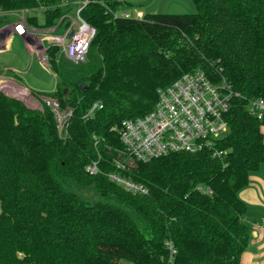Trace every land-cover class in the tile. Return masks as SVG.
<instances>
[{"label":"trees","instance_id":"trees-1","mask_svg":"<svg viewBox=\"0 0 264 264\" xmlns=\"http://www.w3.org/2000/svg\"><path fill=\"white\" fill-rule=\"evenodd\" d=\"M84 1L80 16L95 28L85 59L67 63L49 45L55 88L33 92L72 109L66 132L46 105L0 90V264H239L252 232L239 191L264 165V119L246 109L264 98V0H193V12L141 17L113 16L128 0ZM59 2L0 0V9L39 7L42 21L30 13L27 25L52 27L68 12ZM11 19L1 15L0 26ZM195 69L234 93L215 143L222 154L130 157L121 120L150 111L159 88ZM95 101L102 106L86 115ZM92 161L95 174L85 170ZM108 172L147 192L126 191ZM69 180L101 199L79 198Z\"/></svg>","mask_w":264,"mask_h":264},{"label":"built area","instance_id":"built-area-1","mask_svg":"<svg viewBox=\"0 0 264 264\" xmlns=\"http://www.w3.org/2000/svg\"><path fill=\"white\" fill-rule=\"evenodd\" d=\"M83 3L84 0L81 4ZM80 8L79 6L76 10V16L69 12L63 13L56 25L42 28L27 25L24 18L26 9H20L23 16L13 19L11 33L24 34L28 52L36 54L42 65L48 64L49 45L57 46L59 53L67 60L73 63L81 62L86 57L95 28L80 16ZM1 14H4V11L0 10V16ZM117 15L132 16V11L123 9L113 14L114 17ZM14 86L23 87L27 93L15 91ZM0 90L8 96L23 98L24 104L28 107L42 109L43 105H46L55 117L58 131L66 132L67 120L72 109L61 107L55 97L37 95L3 73L0 74ZM233 95L231 88L223 80L212 82L200 69L186 72L166 87L158 89L157 100L150 111L141 116L122 119L117 129L119 139L127 154L140 161L179 151H210L213 155H220L222 151L216 149L215 143L227 131L224 114ZM24 96H27L28 100H25ZM101 106V102H93L86 115ZM246 109L258 120H263L264 98L248 99ZM116 166L123 167V163ZM85 170L89 174L99 172L97 161L87 164ZM107 175L111 181L128 192L133 194L147 192V187L143 183L133 181L117 172H108ZM196 189L201 192L210 191L208 187L204 188L201 185Z\"/></svg>","mask_w":264,"mask_h":264},{"label":"rangeland","instance_id":"rangeland-1","mask_svg":"<svg viewBox=\"0 0 264 264\" xmlns=\"http://www.w3.org/2000/svg\"><path fill=\"white\" fill-rule=\"evenodd\" d=\"M59 1L61 2L62 7L64 9H68V12L72 16H76V10L82 2V0ZM128 2L132 4V7L127 9H130V11H132L133 17H139L137 14H140L142 16L144 12L186 13L193 12L196 9L193 0H128ZM38 8L29 9V11L25 10L26 14L24 13V18H26L30 13H33L37 16L38 21L41 22L43 14L41 10H38ZM20 9L21 8L6 12L4 11V14L1 15L12 16L14 19L19 18L23 16V14L20 12ZM34 27L42 28L36 26ZM19 42L20 43H18L16 38H14L11 42L10 49L0 52V71H4L6 75L16 74L15 81H18L20 84L22 83L21 85H23L27 90L29 89L31 92H35L37 90L52 91L56 85V78L49 68V63L46 66L42 65L35 56H29L24 46H22L21 41ZM65 61L67 63L71 62L66 58ZM12 67H15L17 69L16 72L12 70ZM14 87L15 90L21 91L19 92L21 94L27 93V91L23 87ZM24 98L25 100H28L27 96H24ZM20 100L23 102V98H20ZM263 166L264 165H261L260 168H262ZM245 186L243 188H245ZM67 187L70 190L74 191L79 198L87 201L88 203H93L98 199H101V195L92 186H81L76 182L69 180L67 183Z\"/></svg>","mask_w":264,"mask_h":264},{"label":"crops","instance_id":"crops-1","mask_svg":"<svg viewBox=\"0 0 264 264\" xmlns=\"http://www.w3.org/2000/svg\"><path fill=\"white\" fill-rule=\"evenodd\" d=\"M11 21L12 19L3 25H9ZM3 25H1V27ZM1 27L0 29H3ZM7 28L10 29L9 26H7ZM1 31L2 30H0V52L10 49L11 42L16 38L18 43L21 41L27 54L31 57L35 56L37 59L36 54H30L28 52L25 45L24 34L17 35L15 33H8L4 36L1 34ZM12 68V70L16 72L17 69L15 67ZM2 73L5 74L4 71H0V74ZM6 76L16 80V74H8ZM261 131L264 139V124L261 126ZM239 196L247 204V215L252 225L251 238L246 249L241 254L239 264H264V166L249 174L248 183L245 188L240 190Z\"/></svg>","mask_w":264,"mask_h":264},{"label":"bare ground","instance_id":"bare-ground-1","mask_svg":"<svg viewBox=\"0 0 264 264\" xmlns=\"http://www.w3.org/2000/svg\"><path fill=\"white\" fill-rule=\"evenodd\" d=\"M24 9H26V8H24ZM27 10V9H26ZM25 14H26V12H25ZM12 22H13V20L9 23V25H4V26H0L1 28H3V29H5V28H7V26H9V28L10 29H5V30H3V29H1L2 30V32H1V34L2 35H7L8 33H11V28H12ZM15 91H18V92H21V91H19V90H15Z\"/></svg>","mask_w":264,"mask_h":264},{"label":"water","instance_id":"water-1","mask_svg":"<svg viewBox=\"0 0 264 264\" xmlns=\"http://www.w3.org/2000/svg\"><path fill=\"white\" fill-rule=\"evenodd\" d=\"M13 26V25H12ZM12 29V28H11ZM85 87V83H81L80 84V88H84Z\"/></svg>","mask_w":264,"mask_h":264}]
</instances>
